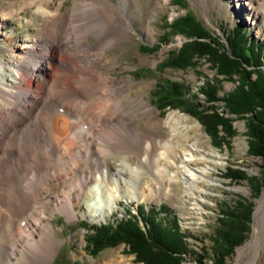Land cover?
I'll return each mask as SVG.
<instances>
[{
    "label": "rangeland",
    "instance_id": "rangeland-1",
    "mask_svg": "<svg viewBox=\"0 0 264 264\" xmlns=\"http://www.w3.org/2000/svg\"><path fill=\"white\" fill-rule=\"evenodd\" d=\"M20 1L0 0V15L6 7L13 4L20 8ZM74 1L65 0L62 10H66ZM113 1L118 2V0ZM245 2L246 0H132L130 13L135 15L136 31L131 30L130 37L121 42H117L118 34L113 23L117 17L114 16L113 11L106 10L102 5H97L87 10L79 9L78 13L75 14L76 19L85 20L93 28L99 29L104 43L115 42L103 49L107 55L106 64L103 66L108 70L106 73H110L116 83L126 79L129 83L128 87L132 88V97L136 99L133 100L134 106H130V123L149 134L168 136L170 129L163 122L170 113L182 116L183 118L179 120L178 125L180 130H186L188 123H198L201 127L202 136L206 140L203 143L204 146L217 151L220 160L219 165L209 166L212 168L211 178L213 181L209 182V190L203 191L208 196L202 202L203 207L196 211L189 209L194 202L190 200L193 197L191 193L186 192V197L181 200V189L175 182L168 186L171 192H155L136 199L131 198L126 192L127 186L125 185L122 187L123 192L124 190L125 192L120 197L119 205L106 218H99L98 220H90L81 215L77 218L68 219L67 215L57 209L54 201L50 200L47 204L45 200H42L38 208L49 207L47 217L60 240L57 245L58 254L51 264H104L110 259L115 264H144L137 260L136 255L131 253L129 246L125 243L98 251L94 250L93 246L89 244L91 236L94 234L92 228L109 222L115 224L131 215H136L139 219V207L148 211L153 208L160 209L161 206L167 208L169 213H158V218L167 217L171 219L176 217L181 230L186 233L189 252L185 254L182 264H214L217 248L226 245L220 234L229 231L232 226L238 233L244 235V239L234 246L220 264H264V243L257 257L254 258L253 254L244 251L239 258L240 249L246 246L251 239L255 212L264 193V161L261 157L249 152V114L238 117L228 111L222 101L225 95L236 88L240 77L239 75L228 77L220 74L207 57H196L186 67H172L167 64L170 59L178 55L184 44L191 40L187 33L174 32L170 27L171 23L185 15H191L205 31L219 40L224 47L228 45L226 32L233 29L238 23L247 27L249 36L258 39L264 46V0L259 4L260 15L255 23L252 21L250 23L247 19L249 9ZM35 10V5L27 7L20 12V16H11L6 20L4 27L0 30L6 33L5 36H0V58H5L8 54L7 49L13 46L7 39L10 32H15L19 38L37 32L36 25L39 24L41 17L36 15ZM96 42H98L97 35H90L89 39L85 41L86 44ZM79 72L83 78L89 76L86 71L79 70ZM253 78L256 76L253 75ZM172 82L181 83L185 87L184 99L197 106L199 111L208 113L216 111L230 118L233 134L227 136L220 127L219 133L224 139L212 138L199 114L192 106H189L190 104L175 101L172 106L163 105L158 99L157 92L163 94L167 83ZM208 85L216 89L217 96L221 100L212 103L207 99L202 88ZM57 89L63 91L64 86L58 84ZM75 93L79 96L78 91L75 90ZM80 99L84 102L90 101L89 99L86 101L87 97L85 96L80 97ZM58 103L51 101L42 108V111H37L32 119L25 121L17 134L15 143L17 148L6 152L9 154L0 158V169L4 166L7 155L18 165L22 161L25 163L23 172L18 179L20 177L21 179L31 178L25 184L28 190L46 184L56 172L69 174L76 165L81 168H83V164L94 165L102 158V152L96 149L97 146L102 143V147L106 148L111 143L119 145L121 142L122 144L120 137L115 140H111V137L109 139V131L128 130L129 132V126L126 127L124 122L120 120L113 123L104 121L102 122L104 127L100 125V134L95 136L90 145L91 138H88L87 133L91 130V123L85 121L77 126L78 130L75 137L71 136L68 139L69 142L75 141L77 143L73 150L66 152L63 147L53 150L51 146L47 145V141L53 143L49 137V132L54 127L55 118L66 112L70 118L73 113H76L70 107L69 110L68 107ZM146 105L155 108L154 112L158 114L161 124L152 125L150 122L152 119L150 117L148 119L147 115H144ZM78 114L77 117L82 116ZM42 115L45 116V119ZM54 115H56L55 118ZM73 118L76 120V117L73 116ZM119 126L120 129L118 130ZM131 128L132 132L135 131L133 127ZM190 141L195 142L196 137L192 136ZM135 145L128 154L133 166L143 171L141 179L136 180L137 190L141 195L140 191L142 192V189L147 186L145 182L152 181L154 186H157V182L145 175L148 171L139 160L145 151L139 144L135 143ZM42 161L47 162L50 166L42 168L43 173L40 168V170L37 168L35 171L36 166L42 165ZM109 162L113 166L115 165L116 169L121 172L124 171L121 176L125 180L130 179V176L131 179L134 177V174L127 167H124L119 159L110 157ZM230 169L234 172L244 171L247 178H232L229 176L232 174ZM81 174L78 171L75 179H78ZM1 182L5 188L4 181ZM63 185H59L56 189L51 187V193H63L66 189V186ZM72 187L73 185L70 186V188ZM16 189L17 185L11 188L12 191ZM7 193L9 194L8 190ZM8 194L10 199L12 192ZM34 215L36 214L30 211L27 216L20 220L19 225L16 226L11 235L13 224L5 226L3 232L0 233V264H3L5 260H7L6 264L28 262L27 258L30 257L22 261L19 256H14L12 253L14 250L19 251L23 240L27 239L28 235L24 232V226L29 223ZM262 223L264 226V217ZM6 234L8 235L6 236Z\"/></svg>",
    "mask_w": 264,
    "mask_h": 264
},
{
    "label": "bare ground",
    "instance_id": "bare-ground-1",
    "mask_svg": "<svg viewBox=\"0 0 264 264\" xmlns=\"http://www.w3.org/2000/svg\"><path fill=\"white\" fill-rule=\"evenodd\" d=\"M261 1L246 0L245 4L249 9L247 19L250 23H255L259 17ZM64 2L65 0H21L20 8L13 4L6 7L0 15V30L9 17L20 16V12L27 7L35 5L36 15L41 17L35 34L19 38L15 32L9 33L7 39L13 46H8L7 56L0 58V158L9 154L6 152L17 148L15 143L21 125L32 119L37 111H42L51 101H57L59 105L61 103L76 112L73 113L76 120H73V116L68 118L67 112L57 117L54 115L55 124L49 132L53 143L47 141V145L53 150L60 147L66 152L73 150L77 143L69 142L68 139L75 137L77 126L85 121L91 123V130L87 133L88 138H91L90 145L95 136L100 134V125L104 121L113 123L120 120L126 127L129 126V132L119 130L120 126L117 128L119 131L115 130V133L109 131V139L120 137L122 144H112L110 141V147L104 148L102 143L97 146L96 149L102 152L99 162L94 165L91 163V166L83 164V168L76 165L69 174L56 172L49 182L32 190L25 187L31 178L26 179L23 175L25 179H18L25 163L22 161L18 165L10 156H6L5 164L0 169V180L3 179L1 181L5 183L4 188L0 181V233L5 226L13 224L11 235L20 220L30 211L36 214L24 226L27 239L23 240L19 251L14 250L12 253L22 261L30 257L27 258L28 262L23 261L21 264H51L58 254L57 245L60 240L47 217L49 207L38 208L42 200L47 204L50 200L54 201L57 209L67 215L68 219L81 215L90 220H98L106 218L119 205L120 197L125 192L122 187L125 185L126 192L136 199L155 192H171L168 186L175 182L181 189V200L186 197V192L191 193L193 197L190 200L194 202L189 209L196 211L203 207V200L208 198L205 192L209 190V182L213 181L212 168L209 166L219 165L220 160L217 151L204 146L206 140L198 123H188L186 130H180L178 125L182 116L170 113L163 122L170 129L168 136L149 134L130 123V106H134L133 100L136 99L132 97V88L128 87L126 79L116 83L103 66L107 57L103 49L115 42L104 43L99 29L93 28L85 20L76 19L75 14L79 9L87 10L97 5L113 11L117 17L113 20L119 39L117 42H121L130 37L131 30L136 31L135 15L130 13L132 0H75L63 11ZM5 35V32L0 31V36ZM90 35H97L98 42L86 44L85 41ZM79 70L86 71L89 76L81 77ZM58 84L64 86L63 91L57 89ZM83 96L87 97L86 101H90H82L80 97ZM154 111V107L146 105L144 115L152 119V125L161 124L158 114ZM77 114L82 116L77 117ZM131 127L135 131L132 132ZM192 136L196 137L195 142L190 141ZM135 143L145 151L140 158L137 155L148 171L145 175L157 182V186H154L152 181L145 182L147 186L140 191L141 195L138 193L136 180L141 179L143 171L133 166L128 154L129 150L136 146ZM110 157L119 159L134 177L131 179L130 176L127 180L122 178L124 171L116 169V166L109 162ZM46 166L50 165L42 161V165L36 166L35 171ZM78 171L82 174L75 179ZM63 184L66 186L64 192L62 190L63 193H51V187L56 189ZM14 185H17V189L12 191ZM7 190L9 194L12 192L10 199ZM263 217L264 193L255 212L251 239L240 249L239 258L244 251L253 254L254 258L260 254L264 243ZM6 263L7 260L3 264ZM104 264L115 263L110 259Z\"/></svg>",
    "mask_w": 264,
    "mask_h": 264
},
{
    "label": "trees",
    "instance_id": "trees-1",
    "mask_svg": "<svg viewBox=\"0 0 264 264\" xmlns=\"http://www.w3.org/2000/svg\"><path fill=\"white\" fill-rule=\"evenodd\" d=\"M174 32L187 33L191 40L186 42L178 55L170 59L167 64L172 67H186L196 57H207L215 65L220 74L228 77L239 75L240 80L236 88L225 95L222 101L225 108L238 117L249 114V152L259 156L264 161V46L258 39L249 36L247 27L236 24L226 32L228 45H224L205 31L191 15H185L171 23ZM253 75L256 78H253ZM185 87L178 82L167 83L164 93L157 92L163 105L172 106L175 101L190 104L201 121L206 125L212 138L222 140L220 127L227 136L233 134L232 120L214 111L211 113L199 111L197 106L184 99ZM207 99L214 103L221 99L213 86L202 88ZM192 104V105H191ZM229 171L232 178L246 179L244 171ZM234 172V173H233ZM139 219L136 215L123 218L113 224L107 223L94 226L91 244L94 250L114 247L125 243L138 261L144 264H182L185 254L189 252L184 233L176 217L168 219L158 218V213H169L167 208H153L146 211L139 207ZM226 243L225 247H218L214 264L223 262V258L241 243L244 235L235 228L220 234Z\"/></svg>",
    "mask_w": 264,
    "mask_h": 264
}]
</instances>
